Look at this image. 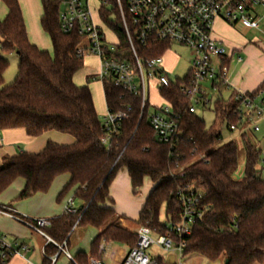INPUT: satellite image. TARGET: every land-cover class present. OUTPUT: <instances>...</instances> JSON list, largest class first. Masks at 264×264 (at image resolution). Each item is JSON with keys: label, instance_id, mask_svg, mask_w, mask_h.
I'll list each match as a JSON object with an SVG mask.
<instances>
[{"label": "trees", "instance_id": "trees-1", "mask_svg": "<svg viewBox=\"0 0 264 264\" xmlns=\"http://www.w3.org/2000/svg\"><path fill=\"white\" fill-rule=\"evenodd\" d=\"M2 1L8 14L0 19V131L23 128L29 136L38 137L54 130L72 135L75 142L65 145L49 141L38 153L5 157L0 166V194L22 177L26 183L18 199H26L47 192L57 176L69 173L70 181L58 199L75 188L74 198L83 208L76 215L52 219L45 232L57 243H68L76 223V227L91 225L99 229L91 244L92 255L79 252L75 257L79 264H89L90 257L97 258L104 240L128 248L136 243V231L124 228V217L111 206L109 189L120 169H127L135 193L145 178L156 183L138 223L157 233L166 231V219H179L176 192L191 185L204 195V214L186 238L185 254H198L210 262L224 260V264L227 260L229 264L263 263L264 177L258 169V150L249 140L244 141V173L234 179L239 166L238 146L235 141L221 144L224 116L233 101L216 100L212 107L216 122L207 126L197 113L188 111L189 102L180 93V82L162 88L160 94L179 114L184 131L171 154L167 145L156 140L148 109L142 114V100L104 82L107 108L129 115L119 122L109 145H105L102 139L106 129L89 82H74L75 74L84 66V56L78 53L82 38L76 32L61 30L63 0H41V26L51 39L53 52L41 50L30 41L19 0ZM100 13L107 15L108 11L101 9ZM107 23L122 35L118 24ZM11 54L19 57L18 74L11 84H5L9 67L6 57ZM45 250L53 255L57 246L50 243ZM7 262L0 260V264Z\"/></svg>", "mask_w": 264, "mask_h": 264}, {"label": "built area", "instance_id": "built-area-1", "mask_svg": "<svg viewBox=\"0 0 264 264\" xmlns=\"http://www.w3.org/2000/svg\"><path fill=\"white\" fill-rule=\"evenodd\" d=\"M101 9H106L108 14L102 15ZM97 15L106 26L107 22L118 24L122 35L107 26L114 37V40L108 39L94 19L89 0H63L59 13L61 30L64 33L76 32L82 38L78 53L81 56L93 54L99 59L100 71L93 79L110 82L139 97L142 100V114L148 109V121L156 140L167 145L171 154L184 136L180 116L166 101L165 105L149 110L150 82L153 81L159 91L180 82V93L188 100L190 113H197L198 106L211 109L216 100L225 99L223 93L230 91L228 100L233 101V107L224 116L223 128L237 134L231 141L236 142L238 149L244 147L245 140L257 148L258 169L264 177V83L254 91L235 89L230 79L232 58L237 55V64L242 63L243 58L215 35L219 23L230 27L244 24L248 28L260 29V23L264 20V0H102ZM173 43L195 53L192 67L183 80H172L163 67L162 54ZM159 50L162 54H156ZM211 93H215L216 98ZM107 110L103 121L107 133L102 139L105 145H109L119 122L129 117L124 110ZM239 169L238 166L234 179L241 178L239 172L244 173L245 166ZM176 197L181 210L179 219H166L164 233L139 225L135 245L126 251L119 264H190L184 261L187 256L186 238L192 234L194 224L203 218L201 201L204 195L201 190L188 185L179 188ZM79 210L74 197H70L65 214L76 215ZM0 214L10 215L44 237L45 247L50 243L57 246V252L53 255L44 251L43 264H58L62 255L70 264H79L68 250L66 241L57 243L45 232L52 224L51 219L25 218L1 205ZM154 245L159 246L166 255L149 253ZM104 250V244H100L99 251L102 253ZM31 251L29 243L9 239L7 234L0 231V260L3 263L17 256L28 260L26 255ZM171 256L174 257L173 262H170ZM112 257L118 260L115 250ZM89 264L104 263L98 258H91Z\"/></svg>", "mask_w": 264, "mask_h": 264}, {"label": "crops", "instance_id": "crops-1", "mask_svg": "<svg viewBox=\"0 0 264 264\" xmlns=\"http://www.w3.org/2000/svg\"><path fill=\"white\" fill-rule=\"evenodd\" d=\"M19 2L30 41L39 49L51 52V39L41 26V17L43 14L41 0H19ZM7 14L8 9L5 4L4 6L0 5V19H4ZM221 24L222 23H219L218 25ZM226 36L229 37L230 35L225 34L222 35L223 38L220 36L219 38H222L223 40L227 41L226 43H228V39L224 38ZM229 49L232 50L234 48ZM263 83L264 81H262L260 84H257L256 82H250L246 84L245 80L241 82H237L235 80L232 82V85L238 90L253 91ZM49 141L70 145L75 142V138L70 134L61 133L54 130L48 131L38 137L29 136L23 128L0 131V166L2 165L3 159L5 157L16 156L21 152L38 153L45 148ZM241 150L243 152L244 147L239 148V152ZM70 178L71 176L69 173L61 174L54 179L50 189L47 192H38L29 198L19 200L18 196L20 195L26 183L24 178L19 177L15 179L13 183L0 194V205L7 207L11 213L29 219L48 218L52 220L54 218L60 217L65 215V206L68 199L70 197H74L75 188H72L63 199H58L59 194L70 181ZM155 185L156 183L152 182L150 178H145L143 186L138 189L137 193H135L127 169L122 168L117 172L109 189V196L113 201V205L111 206L118 215L136 221L139 218V214L145 204L147 197ZM75 205L78 208L81 206L77 200H75ZM0 231L7 234L9 239H20L32 246V251L28 253V255H30V259L26 260L23 257L17 256L8 261L6 264H43L45 262L44 251L46 239L41 235L34 233L24 223L14 219L10 215L0 214ZM27 240L31 241L28 242ZM128 249L121 251V254L117 260V264L120 263L122 257ZM99 255L100 251L98 253V256ZM61 257L59 258V261L61 260ZM91 258L94 257H90V259ZM200 258L201 262L202 260L208 261L202 256H200ZM64 259L67 264H70L66 257H64ZM222 263L223 262L220 261H208V264ZM256 264H264V262Z\"/></svg>", "mask_w": 264, "mask_h": 264}, {"label": "rangeland", "instance_id": "rangeland-1", "mask_svg": "<svg viewBox=\"0 0 264 264\" xmlns=\"http://www.w3.org/2000/svg\"><path fill=\"white\" fill-rule=\"evenodd\" d=\"M102 0H89L91 8L93 10V16L95 21L103 28L106 32L108 39L114 40L113 35L108 29V25L104 22H101L99 19L98 9L101 6ZM0 5L2 0H0ZM217 37H222V35H230L229 37H224L228 39L229 46L228 48H234L233 50L241 55L243 58V62L237 64L236 56L232 58L231 67H230V79L231 82L237 81L241 82L243 80L246 81V84L252 82L260 84L264 81V20L260 23V29L248 28V26L242 24L235 27H230L227 25H217L216 32ZM223 38V37H222ZM50 41V40H49ZM225 41V40H224ZM227 42V41H225ZM51 43V42H50ZM233 46V47H232ZM51 52H53V47L51 44ZM0 54H2L1 45H0ZM9 61V67L5 72L4 80L5 84H11L18 74V63L19 57L17 54L7 55L6 57ZM163 58V67L170 74L171 79L175 80L180 79L183 80L188 75L194 58L195 53L189 48L182 46L178 43H173L170 45V48L162 54ZM100 71V62L99 59L93 54H85L84 55V66L81 70H79L74 76V82L77 85H84L89 80V87L92 91L95 107L97 113L99 115L100 120L103 122L108 110L107 104L104 95L103 82L101 80L93 79L95 73ZM262 80V81H260ZM256 85V84H255ZM149 102H150V111L154 108V106L160 107L165 105L164 99L160 96V91L154 87L153 81L150 82L149 85ZM256 90V89H255ZM254 91V90H253ZM231 92H225L222 96L225 99H228ZM212 97L216 98L215 93H211ZM197 115H199L206 123L207 126H211L216 122V112L213 109H204L201 106L197 107ZM237 134H231L226 127L223 128L222 131V140L221 144L229 142L233 140ZM243 147V146H241ZM240 147V148H241ZM246 163L244 150L239 152V168L243 169ZM239 169V170H240ZM241 176H243V171H240ZM163 212V211H162ZM164 215V213H163ZM122 226L124 228L129 229L130 231H135L139 226L138 220L134 221L130 218L124 217L121 219ZM99 229L91 226V225H80L74 229H72L70 233V238L68 242V250L72 254L73 257H76L78 252H84L88 256L92 255V247L91 244L99 233ZM30 242L31 240H27ZM61 244V242H59ZM104 244L105 250L98 256V258L104 264H117V259L112 257V252L116 251L117 258L120 256L122 250L128 249V246L119 243L106 241L102 242ZM149 253H154L155 255H166V252L163 251L159 246L154 245L149 250ZM64 255H62L61 260L58 264H67ZM26 258L30 259V255H26ZM185 263L190 264H208V261L202 260L198 254H189L184 258ZM223 262L224 260H219Z\"/></svg>", "mask_w": 264, "mask_h": 264}, {"label": "water", "instance_id": "water-1", "mask_svg": "<svg viewBox=\"0 0 264 264\" xmlns=\"http://www.w3.org/2000/svg\"><path fill=\"white\" fill-rule=\"evenodd\" d=\"M82 208H83V205L80 206V209H82ZM173 261H174V257L171 256V257H170V262H173ZM225 264H229V261H228V260L225 261Z\"/></svg>", "mask_w": 264, "mask_h": 264}]
</instances>
